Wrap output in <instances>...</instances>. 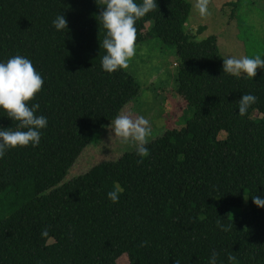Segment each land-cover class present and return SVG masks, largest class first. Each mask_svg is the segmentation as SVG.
<instances>
[{
    "label": "trees",
    "instance_id": "obj_1",
    "mask_svg": "<svg viewBox=\"0 0 264 264\" xmlns=\"http://www.w3.org/2000/svg\"><path fill=\"white\" fill-rule=\"evenodd\" d=\"M102 7L0 0V61H32L44 83L28 103L48 120L37 147L0 159V264H117L123 254L129 264H208L213 251L217 264H264V207L252 200L264 193V71L253 80L224 73L216 35L195 39L184 29L188 0H157L135 27L136 45L156 38L175 47L176 92L192 115L149 141L147 157L125 152L66 180L81 151L141 91L126 68H101ZM61 13L68 27L57 31ZM244 93L258 100L240 116ZM16 124L0 111V127ZM114 181L125 189L118 203L106 196ZM218 222L233 226L223 231Z\"/></svg>",
    "mask_w": 264,
    "mask_h": 264
},
{
    "label": "clouds",
    "instance_id": "obj_2",
    "mask_svg": "<svg viewBox=\"0 0 264 264\" xmlns=\"http://www.w3.org/2000/svg\"><path fill=\"white\" fill-rule=\"evenodd\" d=\"M103 7L97 19L106 30L102 47L106 54L101 58L103 71L112 73L128 67L131 58L136 55L137 29L136 21L157 9V0H102ZM195 9L201 17L209 14V0H195ZM57 31L67 30V20L61 14L52 21ZM257 68L264 71V58L254 56H225L222 71L236 78L251 79L256 76ZM44 80L35 69L32 61L22 55H14L6 61H0V111L6 113L16 128L0 127V159L16 147H37L42 136V129L48 126L47 117L37 115L39 103L29 104L35 95L41 91ZM258 97L252 93H244L238 102V114L246 115L250 106L255 104ZM110 128L121 143H131L136 155L143 158L149 155L146 146L151 135L150 122L143 116L133 118L130 114L117 115L110 123ZM142 163V159L138 161ZM125 189L119 181L113 182L112 190L106 193L112 203H118ZM257 207H264V193L252 196ZM232 223L225 226L218 222V227L228 231ZM48 229L41 232L47 237ZM147 242H142L144 246ZM218 254L213 251L208 264H217ZM235 257L229 256V260ZM179 264V262H177Z\"/></svg>",
    "mask_w": 264,
    "mask_h": 264
},
{
    "label": "rangeland",
    "instance_id": "obj_3",
    "mask_svg": "<svg viewBox=\"0 0 264 264\" xmlns=\"http://www.w3.org/2000/svg\"><path fill=\"white\" fill-rule=\"evenodd\" d=\"M191 3L184 29L195 39L216 35L218 47L225 56L264 54V0H209V14L201 17ZM178 57L173 45L152 38L136 45V55L126 68L141 86L140 93L121 110L133 118L143 116L150 122L149 141L161 136L167 127H179L192 115L193 109L176 92ZM108 122L97 142L88 144L70 167L66 180L87 172L103 161L116 160L133 151L131 143L123 144ZM226 136L221 131L219 138ZM239 208L234 207V215ZM7 213L0 210V218ZM126 254L117 264H129Z\"/></svg>",
    "mask_w": 264,
    "mask_h": 264
}]
</instances>
